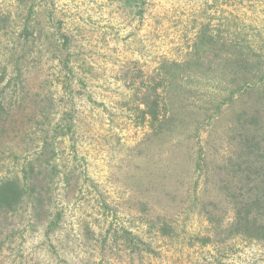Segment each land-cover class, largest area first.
Listing matches in <instances>:
<instances>
[{
    "label": "rangeland",
    "instance_id": "374dc122",
    "mask_svg": "<svg viewBox=\"0 0 264 264\" xmlns=\"http://www.w3.org/2000/svg\"><path fill=\"white\" fill-rule=\"evenodd\" d=\"M237 48L264 60V0H0V180L33 187L0 210V264H264V242L192 240L204 203L230 212L198 162L230 152ZM157 72L180 121L163 135L140 113Z\"/></svg>",
    "mask_w": 264,
    "mask_h": 264
},
{
    "label": "trees",
    "instance_id": "16d2710c",
    "mask_svg": "<svg viewBox=\"0 0 264 264\" xmlns=\"http://www.w3.org/2000/svg\"><path fill=\"white\" fill-rule=\"evenodd\" d=\"M119 1V0H116ZM130 7L131 0H123ZM231 50L228 67L222 68L221 77L232 89L223 100L225 111H232L230 131L227 142L230 152L210 170L207 160L199 157L200 175L213 184L223 196L230 212H226L215 203H204L201 209L208 224L209 233L203 237H194L193 241L201 246L224 244L235 238L264 242V60L262 55L249 49L243 52L237 48ZM163 79L160 72L150 78L153 85L141 84L140 109L141 117L157 134L171 131L177 120L175 110L168 101V90L173 78ZM238 103L236 108H233ZM222 108L216 107L215 114ZM223 114V111L221 115ZM214 116V113L213 115ZM177 125V124H176ZM33 191V187L22 183L19 177L0 180V210L15 211ZM144 222L148 218H143ZM158 218L146 223L148 232L156 231L162 237L173 234L171 222ZM158 220V222H157ZM55 221L49 222V227ZM128 247L134 253L138 245H145L139 237L130 238L124 232ZM136 242L137 246L132 242ZM192 241V242H193ZM146 248H149L148 245ZM145 252H151L146 249Z\"/></svg>",
    "mask_w": 264,
    "mask_h": 264
}]
</instances>
